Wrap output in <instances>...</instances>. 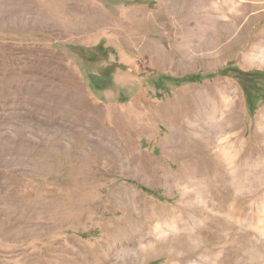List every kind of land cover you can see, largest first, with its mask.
Returning a JSON list of instances; mask_svg holds the SVG:
<instances>
[{"label":"rangeland","instance_id":"1","mask_svg":"<svg viewBox=\"0 0 264 264\" xmlns=\"http://www.w3.org/2000/svg\"><path fill=\"white\" fill-rule=\"evenodd\" d=\"M228 1L0 0V264H264V6L212 46Z\"/></svg>","mask_w":264,"mask_h":264},{"label":"bare ground","instance_id":"2","mask_svg":"<svg viewBox=\"0 0 264 264\" xmlns=\"http://www.w3.org/2000/svg\"><path fill=\"white\" fill-rule=\"evenodd\" d=\"M261 1V0H257ZM226 2V1H225ZM254 6L261 7L264 6L262 3H249L246 1L237 2V0L228 1L227 4H220L219 6H215L213 10V16L210 18L209 21L204 22V26L202 24H198L197 28L203 29L206 31H214L215 34L221 32V36L216 37L212 46H218L225 41V39H229L230 42L228 43L231 47H236L240 42V38L244 33V27H242L241 21L242 18L245 16L246 12L249 11V7ZM141 14V13H140ZM228 18V20H223L224 18ZM138 19V18H137ZM136 19V20H137ZM135 20V22H136ZM140 20V19H138ZM131 21V20H130ZM157 23V21H156ZM190 27V26H189ZM186 28V27H185ZM188 30V28H187ZM191 31V29H189ZM195 30V29H194ZM217 32V33H216ZM213 33V34H214ZM257 47L250 53L252 64L254 65H262L264 64V35L259 36L258 38ZM161 50V49H160ZM158 52V50H157ZM162 53V52H160ZM218 91H212L208 94H201L196 98V109L206 110L214 112L215 106L212 105L211 97H216L218 95ZM216 118V117H215ZM211 121V120H210ZM189 169V168H188Z\"/></svg>","mask_w":264,"mask_h":264},{"label":"trees","instance_id":"3","mask_svg":"<svg viewBox=\"0 0 264 264\" xmlns=\"http://www.w3.org/2000/svg\"><path fill=\"white\" fill-rule=\"evenodd\" d=\"M84 49H80V53H81V57H86L87 60L89 61H94L95 58H97L95 52L93 51H89L86 54H84L85 52L83 51ZM95 50H97L100 53H106L107 50H105V48L103 46H98V48H96ZM115 66H110L107 67L100 76H91L90 77V87L92 90H107L111 87H113L114 82H113V73L115 71ZM232 71L234 73H236L237 75L239 74V80L244 88L245 94L247 96V102H248V107L251 109V111L255 110V106L257 105L258 102H260V98L257 99V101L255 103H253L251 101L252 99V95L253 92L252 90L254 88H252V83L255 81V83L258 84V81L256 80L257 75L253 74V73H246L243 71H238V69L235 68H231V67H227L225 69H223L221 71L222 74L227 73L228 71ZM209 77H213V75H208ZM177 84L180 85L184 82H193L194 81V75H187L184 76L182 78L179 79H175ZM248 81V82H247ZM246 82L247 85L244 83ZM262 101H264V98H262Z\"/></svg>","mask_w":264,"mask_h":264}]
</instances>
